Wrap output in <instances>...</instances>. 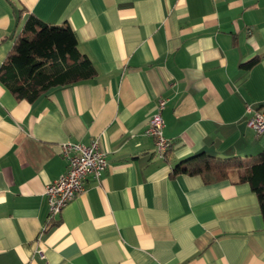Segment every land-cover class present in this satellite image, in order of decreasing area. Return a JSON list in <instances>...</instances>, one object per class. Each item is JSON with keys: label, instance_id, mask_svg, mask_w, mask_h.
<instances>
[{"label": "crops", "instance_id": "crops-1", "mask_svg": "<svg viewBox=\"0 0 264 264\" xmlns=\"http://www.w3.org/2000/svg\"><path fill=\"white\" fill-rule=\"evenodd\" d=\"M31 14L68 23L97 75L33 103L0 82V264H264L249 184L171 176L198 153L264 149L248 125L264 113V0H0V66ZM160 99L164 156L147 132ZM94 139L107 169L49 221L61 145Z\"/></svg>", "mask_w": 264, "mask_h": 264}, {"label": "trees", "instance_id": "trees-1", "mask_svg": "<svg viewBox=\"0 0 264 264\" xmlns=\"http://www.w3.org/2000/svg\"><path fill=\"white\" fill-rule=\"evenodd\" d=\"M96 75L68 23L49 25L32 14L0 66V82L18 100L30 103L53 88L93 80ZM177 175L200 176L206 184L226 180L249 184L258 198L264 220V149L249 158L198 153L175 165L171 176Z\"/></svg>", "mask_w": 264, "mask_h": 264}, {"label": "built area", "instance_id": "built-area-1", "mask_svg": "<svg viewBox=\"0 0 264 264\" xmlns=\"http://www.w3.org/2000/svg\"><path fill=\"white\" fill-rule=\"evenodd\" d=\"M165 100H159L158 111L149 119L148 134L153 136L161 155H166L170 142L163 136L164 121L162 110ZM248 111H251L248 108ZM248 125L256 132H264V113L253 111ZM61 153L67 162V170L46 187L49 205V221L60 214L62 209L84 191V182L88 174L99 178L107 169V153L100 149L97 139L89 144L66 142L61 145Z\"/></svg>", "mask_w": 264, "mask_h": 264}]
</instances>
